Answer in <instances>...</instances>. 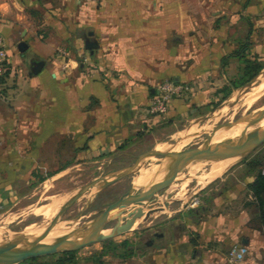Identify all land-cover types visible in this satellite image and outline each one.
<instances>
[{
    "label": "crops",
    "instance_id": "obj_1",
    "mask_svg": "<svg viewBox=\"0 0 264 264\" xmlns=\"http://www.w3.org/2000/svg\"><path fill=\"white\" fill-rule=\"evenodd\" d=\"M235 5V0H0V34L9 54L0 81V141H8V155L18 154L14 141L21 139L25 155H44L49 141L65 139L78 141V155L110 156L138 140L153 147L161 128L217 102L215 77L225 76V63L240 45L235 33L226 39L222 19ZM165 80L191 90L156 119L149 104ZM248 168L242 179L235 174L222 179L235 181L203 204L206 214L199 222L192 213L188 221L199 225V242L192 241L194 234H180L168 264H231V244L249 249L236 264H264V227L249 189L259 170ZM4 190L0 183V204Z\"/></svg>",
    "mask_w": 264,
    "mask_h": 264
},
{
    "label": "rangeland",
    "instance_id": "obj_2",
    "mask_svg": "<svg viewBox=\"0 0 264 264\" xmlns=\"http://www.w3.org/2000/svg\"><path fill=\"white\" fill-rule=\"evenodd\" d=\"M236 2L239 3V6L235 5V11L233 12L230 8L231 11H226L222 18L225 23V37L228 39L232 37V33H235V38L239 37L240 41L245 43L250 25H252L253 37L250 38L244 54L251 59L258 57L264 63V0H235ZM244 58L245 56L228 59V63L225 64H228L229 68L225 76L215 77L214 82H217L216 79L218 82L217 86L213 87L212 95L218 97L217 102L208 104L199 115L195 113L183 120H178L172 125V128H161L160 137L151 148L147 147L149 142L147 146H144L142 145L143 141L138 140L126 144L119 152L120 154L86 155L83 152L78 155V150L75 147L78 141L65 139L49 141L48 149L44 151L46 152L44 155L35 153L25 155V141L21 139L14 141L18 147V154L8 155V141H0V165L5 167L0 168V183L6 189L3 191L5 197L0 204V227L8 229L10 232L19 233L33 223L50 224L51 221L46 223L44 218L36 216L34 213L23 215L21 212L29 208L50 205L58 200L60 206H58L57 212L59 213L62 207L83 186L131 166L141 154L161 147L163 144L164 146L167 144L165 151H170L172 147L177 151H186L203 148L213 139L216 132L223 128L233 125L243 126L241 131L243 133L246 128V120L264 109V93L252 104L245 101L247 93L260 85L264 86L262 83L260 84L261 79L264 78V70L245 86L239 89L235 87L237 83L241 82L245 67ZM2 80L3 78L0 79V81ZM237 93H241L243 97L240 96L233 100ZM240 128L237 129L238 134ZM80 144L83 147V139ZM255 158L260 159L262 165L259 171L263 172L264 143L256 147L247 159L226 170L221 176L207 184L201 185L196 179H192L193 181L188 182L186 190L183 192L181 190L184 181L182 179L174 181L172 185L154 196L149 206L145 208L147 211L145 214H149V216L142 218L141 224L128 228L123 233L106 240L94 242L69 252L73 253V256L65 264H168V262H172V244L177 242L180 234L183 232L189 235L194 234L192 241L199 242V234L195 231L200 227L191 224L188 218L195 212V219L199 222L201 215L206 214L202 212L205 207L203 204L212 203L217 195L223 193L235 181L233 176H230L229 182H223L222 179L233 174L238 179L247 176L249 163ZM165 163L166 161L162 158L147 159L143 164L146 169L144 179L149 173L147 169L154 170ZM210 164L216 165V162ZM208 165L206 164L202 171L208 170ZM9 168L10 170H8ZM188 169L183 171L187 178L190 176ZM139 174L140 171L117 180L105 190L98 191L99 188L96 186L74 203L64 213L61 220L70 221L72 223L70 226L73 229L82 230L85 233L93 222L109 212L108 220L101 224L97 231L105 234L125 229L127 223L134 218L135 209L138 208L136 203L127 204L129 194L139 195L143 190L140 187L145 185V180L142 184H138L139 186L133 184V180ZM133 187L136 189L133 190ZM182 192H186L185 195ZM121 200H123L122 203H120ZM137 200L136 198L135 202ZM214 207L219 211L224 209L223 206L216 207L215 205ZM234 245L236 244L229 246V252ZM109 249L115 250L108 252ZM65 254L36 258L39 259L36 262H31L33 260L31 259L21 264H56L60 259L66 257Z\"/></svg>",
    "mask_w": 264,
    "mask_h": 264
},
{
    "label": "water",
    "instance_id": "obj_3",
    "mask_svg": "<svg viewBox=\"0 0 264 264\" xmlns=\"http://www.w3.org/2000/svg\"><path fill=\"white\" fill-rule=\"evenodd\" d=\"M22 47V46H21ZM88 49H92L93 45L88 41L87 42ZM264 119V109L258 112L254 117L246 120V128L238 137L226 141L225 143L219 145L218 147L211 148L208 150H203V148H194L191 150H182V151H165L160 152L156 149H151L149 151L141 154L136 162L131 166L113 172L108 176L96 179L91 183L83 186L78 192L70 199V201L62 207L56 217L51 221L48 225L46 235L38 238H34L31 240H15L10 242L6 250L0 252V264H21L25 261L46 257L50 255L63 254L73 252L74 250L80 249L86 245H90L94 242L106 240L110 237H113L119 233H123L126 229H130L135 224L138 217H140L145 208L149 206V203L153 200L154 196L164 188L170 186L174 183V178L177 174L183 172L188 169V167L199 164V163H212L219 161H229V166L226 170L233 168L234 166L240 164L242 161L247 159L258 147L260 144L264 143V128L257 130L253 133L247 140H244L248 134V129L257 121ZM240 144L241 155L237 159H231L222 154L223 148H227L229 145L238 143ZM152 157L162 158L166 161L165 165L162 166L160 170L156 172L147 169L150 173H148V179L154 180L156 178V173L160 172L159 179H156V183H154L151 187L142 188V192L139 195L129 194L128 203L127 204H137L138 208L135 209L134 218L127 223V227L123 230H117L115 232H109L105 234H101L96 229L108 220V213H105L100 218H98L95 222H93L88 230L83 233L78 239L74 241H54L51 243L45 242L49 234L53 231L56 224L60 221L61 217L64 213L74 204L76 203L84 194L93 190L96 186H98V191L105 190L109 186H111L115 181L120 180L128 175L137 174L140 171L141 165L147 159ZM163 169V171H162ZM111 179V180H107ZM136 188L133 187V190ZM138 198L137 202L135 199ZM123 200L120 201L122 203Z\"/></svg>",
    "mask_w": 264,
    "mask_h": 264
},
{
    "label": "bare ground",
    "instance_id": "obj_4",
    "mask_svg": "<svg viewBox=\"0 0 264 264\" xmlns=\"http://www.w3.org/2000/svg\"><path fill=\"white\" fill-rule=\"evenodd\" d=\"M261 83H262V85H264V78L261 79L260 84ZM263 93H264V86L260 85V86H258L257 88L253 89L251 92H249V93H247L245 95V101L248 104H252L258 98H260L263 95ZM240 96H241V93H237L233 97V100L238 99ZM241 97H243V96H241ZM220 113H222V112H220ZM263 125H264V119L259 120L256 123H254L248 129V134H247V136L245 137L244 140H247L257 130L264 128ZM238 128H240L239 134H238V131H237ZM242 128H243V126L233 125V126L218 130L216 132L215 136L213 137V139L210 140L203 147V150H208V149H211V148L218 147L219 145L225 143L226 141L238 137L240 135V132L242 131ZM232 134H233V136H231ZM165 145L167 146V144H165ZM170 145H168V146H170ZM166 146H164V144H163V146H161V147L159 146L158 148H156V150L160 151V152H163L167 148ZM166 151H168V150H166ZM170 151H177V150H176V148L173 149V147H172V149ZM241 152L242 151L240 149L239 142L231 144L227 148H223V150H222V154L225 155L228 158H231V159H237L241 155ZM206 164H208V163H199V164H195V165L190 166L189 169H188L189 172H190V176L188 178H187V176L185 177L183 172H181V173H179V174H177L175 176V178H174L175 181L179 180V179H182L184 181V185H182L183 188H182L181 191L184 192L186 190V185L192 179H196L199 184L204 185V184H207L209 181H212V180L216 179L217 177L221 176L226 171L227 167L229 166V161H219V162L217 161L216 165L209 164L208 165L209 166L208 170L202 171L203 168L205 169L204 166ZM162 166L161 167H157L156 169L151 170V171L156 172L157 170H160L162 168ZM145 170H146L145 169V165H143V166L141 165L140 174H139L138 177H136L133 180V184L139 186L138 184H142V182L145 180L144 181V184H145L144 186L146 188H149L154 183H156V181H157L156 179H159L161 177V176H159L160 175L159 173L161 172L160 171V172L156 173V178L154 180L148 179V175H146L147 177H146V179H144L145 178V172H146ZM162 171H163V169H162ZM201 171H202V174H201ZM182 175H184V176H182ZM185 193H183V194L185 195ZM59 201H61V200H59ZM58 206H60V205H58V200H56L50 205L41 206L39 208H34V209H32V208L27 209L26 208L27 210L24 211V212H21V213L23 215H26L27 213H34L36 216L44 218L45 222L47 223V222L53 221V219L58 214V212H57V209H59ZM145 213H147V211L144 210L143 214L140 217H138V219L136 220L135 224L133 225L134 227L137 226L138 224L142 223L141 222L142 218L149 216V214H145ZM71 224L72 223L70 221L61 220L60 219V221L56 224L55 228L49 234V236L47 237L45 242L51 243V242H54V241H64V240H66V241H74V240L78 239L82 235L83 232H82V230L73 229V227L70 226ZM48 225L49 224L43 225V224H39V223H33V224H30V225L26 226L25 229L23 231L19 232V233L18 232L17 233L10 232L8 229L0 227V252H3L4 250H6L7 245L10 242H13L15 240H31V239L42 237V236L46 235ZM97 230H98V228L96 229V231ZM11 264H15V263H11Z\"/></svg>",
    "mask_w": 264,
    "mask_h": 264
},
{
    "label": "built area",
    "instance_id": "obj_5",
    "mask_svg": "<svg viewBox=\"0 0 264 264\" xmlns=\"http://www.w3.org/2000/svg\"><path fill=\"white\" fill-rule=\"evenodd\" d=\"M96 2L98 0H88ZM60 54L65 52L59 49ZM9 54L6 41L4 37L0 34V79L6 76L8 71ZM190 87L186 84H181L173 80H165L158 84L156 87L155 94L153 95L150 104L149 112L150 114L159 119L168 114L171 103L178 97H182L184 94L190 92ZM249 254L248 247L240 244H236L231 247L229 252V262L239 263L246 259Z\"/></svg>",
    "mask_w": 264,
    "mask_h": 264
},
{
    "label": "trees",
    "instance_id": "obj_6",
    "mask_svg": "<svg viewBox=\"0 0 264 264\" xmlns=\"http://www.w3.org/2000/svg\"><path fill=\"white\" fill-rule=\"evenodd\" d=\"M252 28L253 26L250 25V30L248 32V35L246 36L245 43H242L240 41L239 49L234 54L237 58H242L243 56H245V58L243 59L245 67L241 76V82L235 85L236 89H239L245 86L246 84L250 83L253 79L258 77L264 70V63L258 57L251 59L244 54L245 49L248 47L250 38L253 34ZM261 165L262 163L260 162L259 158L253 159V161L249 163L250 173H254L256 170L258 171ZM249 189L254 192L256 196L259 208L258 222L261 226L264 227V173L262 171H259L255 180L251 184H249ZM114 247L117 248V246ZM114 250L109 249L108 252H114ZM65 256L66 257L60 259L56 264H65L66 261H70V257L73 256V253H66ZM38 260L39 259H33L31 260V262H36Z\"/></svg>",
    "mask_w": 264,
    "mask_h": 264
},
{
    "label": "flooded vegetation",
    "instance_id": "obj_7",
    "mask_svg": "<svg viewBox=\"0 0 264 264\" xmlns=\"http://www.w3.org/2000/svg\"><path fill=\"white\" fill-rule=\"evenodd\" d=\"M158 237H160V235H158ZM149 244V243H148Z\"/></svg>",
    "mask_w": 264,
    "mask_h": 264
}]
</instances>
